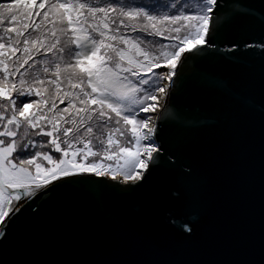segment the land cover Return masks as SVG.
<instances>
[{"label":"snow or ice","instance_id":"snow-or-ice-1","mask_svg":"<svg viewBox=\"0 0 264 264\" xmlns=\"http://www.w3.org/2000/svg\"><path fill=\"white\" fill-rule=\"evenodd\" d=\"M245 7L0 0V257H8L0 264H264V119L257 133L225 115L215 141L195 150L224 164L218 211L207 220L202 211L196 225L184 221L167 236L123 224L97 233L31 214L76 190L135 193L167 163L170 128L207 127L181 99L225 88L201 65L223 54L217 41L253 14ZM256 46L232 41L227 52ZM258 46L264 58V37ZM111 218L121 223L119 213Z\"/></svg>","mask_w":264,"mask_h":264},{"label":"water","instance_id":"water-1","mask_svg":"<svg viewBox=\"0 0 264 264\" xmlns=\"http://www.w3.org/2000/svg\"><path fill=\"white\" fill-rule=\"evenodd\" d=\"M240 3L246 6L242 11L252 9L253 14L242 17L232 33L217 41L223 54H215L201 65L211 77L223 80L225 88L212 93L193 89L181 99L190 113L203 119L207 127L187 132L170 128L165 145L168 148L167 163L155 169L147 184L135 193L101 197L76 190L56 196L54 203L38 206L31 214L39 211L43 223L55 227H63L71 220L82 230L104 233L123 224L147 227L167 236L184 221L198 224L202 211L205 220L207 213L218 211L224 164L209 163L195 150L215 141V129L225 115L246 121L257 133L264 119V90L261 89L264 58L258 46L264 37V0H240ZM232 41L257 46L233 56L227 52ZM189 147L193 151L189 152ZM173 160L179 163L169 166ZM190 171L202 182L193 183V178L188 175ZM114 212L119 213L121 223L112 220Z\"/></svg>","mask_w":264,"mask_h":264},{"label":"trees","instance_id":"trees-1","mask_svg":"<svg viewBox=\"0 0 264 264\" xmlns=\"http://www.w3.org/2000/svg\"><path fill=\"white\" fill-rule=\"evenodd\" d=\"M190 2H194V0H190ZM97 134H99V131L97 132ZM102 147V145H99L98 143H97V148H101Z\"/></svg>","mask_w":264,"mask_h":264},{"label":"rangeland","instance_id":"rangeland-1","mask_svg":"<svg viewBox=\"0 0 264 264\" xmlns=\"http://www.w3.org/2000/svg\"><path fill=\"white\" fill-rule=\"evenodd\" d=\"M163 69H159L158 71H162Z\"/></svg>","mask_w":264,"mask_h":264}]
</instances>
